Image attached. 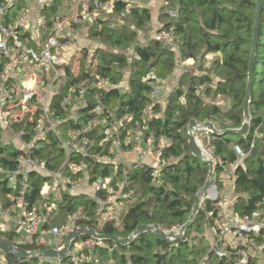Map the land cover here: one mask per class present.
Returning <instances> with one entry per match:
<instances>
[{"label": "built area", "instance_id": "1", "mask_svg": "<svg viewBox=\"0 0 264 264\" xmlns=\"http://www.w3.org/2000/svg\"><path fill=\"white\" fill-rule=\"evenodd\" d=\"M82 1L60 0L56 14H53L52 7L57 0H0V134L8 136L4 143H11L18 149L15 169L6 171L0 166V173L5 175L9 185L19 189L18 195H7L6 205L0 203V230L18 231L19 240L33 244L35 249L62 246L69 231L78 225L76 221L88 218L84 213L74 212L64 223L50 224V218L57 211L54 196L60 188L75 191L87 186L100 211L133 195V190L127 189L131 172L145 167L155 180L166 164L163 155L166 140L163 136L154 137L148 121L160 116L154 112L153 105L157 102L165 104L177 79L166 87V95L160 97L158 85L163 80L154 70H149L143 81L149 87L151 104L137 114L127 109L116 113L115 107L98 101L89 111L91 117L82 125H76L81 116L79 110L86 105L87 91L94 87H110L109 78L101 69L99 73L93 71L100 68L104 58L99 61L94 53L86 51L84 60L78 56L80 35L77 29L83 28L77 27L84 22H93L99 13L113 11L117 3H123L117 18L125 19L131 7L140 4L136 0H94L90 9L83 3L79 11L64 17H61L64 14L59 15L62 6L68 8ZM154 1H162L163 6L172 2ZM169 15L177 17V5ZM48 21L52 23L48 25ZM150 24L155 28L160 25L156 18H151ZM154 37L171 45L175 38L174 28L157 30ZM129 51L130 56L139 57L133 50ZM91 58L92 66L89 65ZM81 61L86 62L87 69L77 75L72 65L80 66ZM186 62L192 64L194 60ZM124 79L126 82H122V86L127 89L125 75ZM197 89L202 91L204 84L198 85ZM80 98L81 102L77 103ZM205 104L207 101L203 100ZM58 110H67L68 114L62 116ZM66 120L75 125L65 128ZM203 122L197 121L192 133L204 156L213 160L214 191L206 196L209 202L203 205L202 201L200 208L204 231L193 230L186 240L192 245L197 244L199 235L207 240L206 254L197 264H264V198L243 211L236 197L237 171L257 143L264 146V133L260 126L250 127L243 137L245 141L230 143L234 159L227 163L215 152L213 140L216 136L210 128L203 126ZM48 134L57 138L65 153L62 167L67 168L64 170L81 173L80 177L71 179L61 169L52 170L42 157L33 155V150ZM89 161L111 165L112 172L90 180ZM32 171L48 176L49 180L41 188V197L29 207L25 196L28 174ZM178 229L172 230L177 232ZM102 245H105L104 241L81 237L72 242L63 257L70 258L73 264H98L93 256ZM63 257L55 258L57 264H61ZM0 264L16 263L0 251Z\"/></svg>", "mask_w": 264, "mask_h": 264}, {"label": "trees", "instance_id": "2", "mask_svg": "<svg viewBox=\"0 0 264 264\" xmlns=\"http://www.w3.org/2000/svg\"><path fill=\"white\" fill-rule=\"evenodd\" d=\"M92 1L94 0H86L83 3L90 9ZM255 1L176 0V18L169 15V10L176 7L172 2L161 8L158 15L160 25L156 29L159 31L174 28V43L179 58L182 61L193 59L195 63L198 62L199 68L196 71L184 69L178 75L177 83L166 98L165 104L157 102L153 105L154 112L160 116L151 118L148 123L156 139L163 136L166 140L163 152L166 160L164 168L155 180L145 167L131 172L127 189L133 190V195L124 200L129 208L119 220L102 218L106 207L97 210L94 199L82 190L69 191L60 188V197L55 200L56 215L50 218L51 225H60L71 213L80 212L88 218L77 220V224H87L100 234L127 237L140 224H158L164 230H172L186 223L195 204V194L205 184L209 169L207 164L193 157L185 145L187 124L190 119H195L201 122L212 120L220 129L239 128L242 125ZM59 3L60 0H57L56 5L52 7L53 14H56ZM83 3H79L75 9L61 17L79 11ZM122 8L123 3H117L113 11L106 13L105 18L98 17L91 23H82L81 26L88 37L97 39L106 48L121 52L133 50L139 57L123 56L115 60L110 55H104L101 71L109 78L110 87H94L87 91L86 105L79 110L81 116L76 125H82L91 117L89 111L98 101L113 109L115 107L116 113L125 109L134 114L139 113L151 104L149 87L143 81L144 74L154 70L160 79H165L176 67L174 52L169 45L152 37L143 42L138 39L140 32L153 30L150 25V9L139 4L131 7L125 19H118V12ZM51 23L52 21H48V25ZM211 53H220V59H215L207 70H202L204 57ZM125 69L129 71L127 89L122 86ZM200 84H204L202 91L197 89ZM206 97H223L231 100V105L226 110L217 103L203 105V98ZM249 110L250 127L260 126L264 133V9L258 30ZM58 112L62 116L68 114L67 110ZM25 120L27 124L30 123L28 116ZM64 125L67 128L75 124L66 120ZM30 128L29 124L28 129ZM215 136V152L222 155L227 163L232 162L234 156L229 144L241 143L245 139L232 133ZM25 137L28 138L29 135ZM17 152L18 149L13 144L0 141V166L4 170L15 169ZM33 155L42 157L50 169H61L62 173L71 179L81 176V173L74 174L64 170L67 168L62 167L65 153L52 134H48L40 142V146L33 150ZM87 165L90 180L99 175L108 176L113 169L111 165L103 166L90 161ZM48 180V176L35 171L28 174V190L25 197L29 207L41 197V188ZM8 194L18 195L19 189L9 185L5 175L0 173V197L4 205ZM236 197L237 204L244 208L243 211L252 208L256 201L264 198V146L260 143H257L237 171ZM207 202L209 200L205 196L203 205ZM193 230L200 233L204 231L202 210L198 212L191 228L186 230L180 241L168 242L145 232L127 245L104 241L105 245L100 246L93 257L95 260L99 259L98 264H197L206 254L208 244L200 235L197 244L188 242L186 239ZM19 236V232L14 229L0 230V240L27 250L36 248L31 243L20 241ZM8 259L16 264H57L56 260L37 257L16 260L14 256L9 255ZM61 264L73 262L66 256Z\"/></svg>", "mask_w": 264, "mask_h": 264}, {"label": "water", "instance_id": "3", "mask_svg": "<svg viewBox=\"0 0 264 264\" xmlns=\"http://www.w3.org/2000/svg\"><path fill=\"white\" fill-rule=\"evenodd\" d=\"M264 9V0H256L254 3V15H253V39H252V49L250 54L249 66H248V80L246 86L245 99L243 101V117L244 121L239 128H227L218 129L212 121H204L202 124L212 130L215 135H224L232 133L241 137L248 134L251 122V115L249 110V104L251 101V86L254 74V62L256 58L257 45H258V30L260 26V17ZM197 126V121L195 119H190L187 124V131L184 137L185 145L189 150L190 154L203 161L208 165V176L205 184L197 191L195 194V204L191 210L188 220L182 226L179 227L177 232L173 230H164L158 224H140L136 229L131 232L127 237H118L114 234H100L93 227L87 224H78L73 227L69 233L66 235L62 246L52 249H33L27 250L18 245H14L3 240H0V251L5 255H12L16 260L29 259L32 257H37L39 259H53L57 257H63L66 255L72 242L83 236H90L96 240L110 241L117 245H127L134 241V239L145 232H150L157 237H160L168 242L180 241L183 239L186 230L191 228L194 218L198 214L202 201L205 196L214 191V165L213 160L210 157L204 156L201 149L197 146L193 130Z\"/></svg>", "mask_w": 264, "mask_h": 264}, {"label": "rangeland", "instance_id": "4", "mask_svg": "<svg viewBox=\"0 0 264 264\" xmlns=\"http://www.w3.org/2000/svg\"><path fill=\"white\" fill-rule=\"evenodd\" d=\"M86 1V0H85ZM85 1H82L85 2ZM138 2H140L142 5L146 6L149 8V6H151L152 4H157L158 6H160L162 4V1H154V0H136ZM172 4H174V6L176 5V0H172ZM76 5H72V8L75 9ZM151 10V9H150ZM169 11H172V9H170ZM69 12V7L68 9L65 7V6H62V8L60 9V12H59V15H62V14H65V13H68ZM151 18L152 19H155V15L153 13V11L151 10ZM105 18L106 17V13H99L97 15V18ZM87 23V22H86ZM118 23V21H117ZM82 26H78L77 28H81ZM150 36H153V34L151 33V29L150 31H145V32H140L139 33V37L138 39L141 41L143 38L144 39H147L149 38ZM80 39L78 40L77 42V45L78 47H80V53H79V57H82V59L84 60L85 57V51L86 53H94L95 55V58L97 60H101L104 58V55H107V57L110 55L112 58H114L115 60L116 59H119L123 56H126V57H131L130 56V51H125V52H121V51H113L112 49H109V48H106L105 46L103 45H100L97 41H90V44L87 46L84 47V45H82V41L84 39V33L82 31V34L80 36H78ZM155 38V37H154ZM172 44H175V43H172ZM169 48L174 52V57H175V61H176V67L175 69L165 78V79H162V83L160 85H158V88L159 90L161 91V94H160V97L162 96H165L166 93H167V89H166V86L169 84H173L175 82V80L178 78V75L181 73V71H184V69L188 70V69H191V70H199L198 68V62L195 63V62H192V64H181V66L179 67L178 66V63H179V59L177 57V46L175 44V47L172 46V45H169ZM91 51V52H90ZM215 59H220V53H211V54H208L204 57L203 59V68L202 70H207L209 66H211V64L213 63V61ZM82 60V61H83ZM81 61V62H82ZM90 66H92V58L90 59ZM183 65V66H182ZM81 66V67H80ZM80 66H78V64H73L72 65V70L76 72L77 75H80L81 73L84 72V69L86 71V63H81ZM90 66H88L90 68ZM100 68H95L93 71L97 73L98 70L102 69V65L101 63L99 64ZM80 67V68H79ZM82 68V69H81ZM88 68V69H89ZM91 69V68H90ZM128 69H125L124 70V75L125 77H127V83H128ZM84 79V78H83ZM126 82V79H123L122 82ZM128 86V84H127ZM126 89V88H125ZM162 99V98H161ZM205 101H207V104L208 103H217L221 106V108L223 110H226L227 108L230 107L231 105V100L229 99H226V98H215V99H211V98H203ZM82 98L78 99V101H76L77 103L78 102H81ZM65 127V125H64ZM66 128V127H65ZM8 139V136L5 135V134H0V141L2 140V142H6V140ZM77 190H82L83 192L89 194L90 196H92V192L88 189L87 186H84V187H81ZM59 194L57 193L55 196H54V199L57 201V199L59 198ZM3 202L2 198L0 197V203ZM129 208L128 206V203L124 200H121V201H116L112 204H109L106 209L104 210V212L102 213V218L104 219H114V220H119L121 218V216L123 215L124 212L127 211V209ZM51 260H55V258L51 259ZM96 263L99 262V259H96ZM262 263H264L262 261Z\"/></svg>", "mask_w": 264, "mask_h": 264}, {"label": "crops", "instance_id": "5", "mask_svg": "<svg viewBox=\"0 0 264 264\" xmlns=\"http://www.w3.org/2000/svg\"><path fill=\"white\" fill-rule=\"evenodd\" d=\"M141 4V3H140ZM142 5V4H141ZM78 5H76V7H77ZM142 6H144V5H142ZM75 7V8H76ZM146 7V6H145ZM163 7V5L161 4L160 6H158L157 4H152L151 6H149V9H151L152 11H153V13H154V17L156 18V19H158V15H159V12H160V10H161V8ZM148 8V7H147ZM68 9V8H67ZM72 9H74V8H72V5L71 6H69V11H71ZM150 10V11H151ZM159 21V20H158ZM151 25V24H150ZM83 27V26H82ZM81 27V28H82ZM151 27H152V34H153V36H150V37H152V38H154V36H155V32L157 31V29L154 27V26H152L151 25ZM82 31H83V33H84V39H83V44L86 46H88L89 44H90V41H97L100 45H102L101 44V42L100 41H98L97 39H95V38H91V37H88L87 36V34H85L86 33V31L84 30V28L83 29H77V33L79 34V35H81L82 34ZM143 40H145L144 38L140 41V42H143ZM174 43V42H173ZM172 46H174L175 47V44H171ZM177 51V50H176ZM177 53V57H178V59H179V63H178V66L180 65L181 66V64H188L187 62H186V60L185 61H182L180 58H179V55H178V52H176ZM83 63H86V62H82V64ZM179 66V67H180ZM183 66V65H182ZM182 72V71H181ZM168 86H170V85H167L166 87H168Z\"/></svg>", "mask_w": 264, "mask_h": 264}, {"label": "bare ground", "instance_id": "6", "mask_svg": "<svg viewBox=\"0 0 264 264\" xmlns=\"http://www.w3.org/2000/svg\"><path fill=\"white\" fill-rule=\"evenodd\" d=\"M156 33V32H155Z\"/></svg>", "mask_w": 264, "mask_h": 264}]
</instances>
